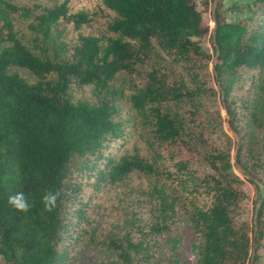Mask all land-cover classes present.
<instances>
[{
	"label": "trees",
	"instance_id": "16d2710c",
	"mask_svg": "<svg viewBox=\"0 0 264 264\" xmlns=\"http://www.w3.org/2000/svg\"><path fill=\"white\" fill-rule=\"evenodd\" d=\"M100 1L112 13L107 34L77 33L55 62L54 26L78 27L85 14L65 1L0 0L2 263L64 264L86 244L105 264H150L184 213L198 264H264V0L235 22L214 0L212 77L201 42L208 0ZM83 86L89 97L75 94ZM232 147L260 189L249 218ZM49 190L60 191L52 211L41 202ZM16 192L29 211L7 203ZM123 202L137 220L117 232L109 224L130 215Z\"/></svg>",
	"mask_w": 264,
	"mask_h": 264
},
{
	"label": "rangeland",
	"instance_id": "374dc122",
	"mask_svg": "<svg viewBox=\"0 0 264 264\" xmlns=\"http://www.w3.org/2000/svg\"><path fill=\"white\" fill-rule=\"evenodd\" d=\"M16 5H25L33 7L34 5L56 4L65 1L69 13L81 12L85 14L87 21L81 23L78 27H74L71 22L63 20L58 21L51 32L50 49L54 54L55 62L63 60L69 45L73 42L77 33L91 34L101 36L107 34L105 24L112 16V13L102 4L100 0H6ZM251 0H221L218 6L219 12L223 19L227 22H235L251 12ZM214 0H208L205 6V19L207 30L201 39L204 51L209 54L207 70L212 77V64L214 62V48L211 37L212 19L214 17ZM10 70L17 74L30 77L27 70L23 68L11 67ZM215 95V104L223 132L230 138L235 140L232 129L226 123V116L222 109L216 85L212 83ZM77 96L89 97L90 87L83 86L79 90H75ZM229 160L232 171L244 182L245 198L243 207L245 208L244 216L249 218L257 204V194L260 189L246 181V174L242 173L233 160V147L229 152ZM122 206L125 210H129L130 215L121 218L116 215L110 221L109 227L115 231L124 232L130 221L137 220V215L130 210V206ZM135 210V209H133ZM136 212V211H135ZM115 216V215H114ZM135 216V217H133ZM121 218V219H120ZM116 221V222H115ZM160 249L156 251L152 257L150 264H198L199 248L197 234L188 221V216L184 213L177 219L174 225L159 237ZM107 258L97 254L90 246L81 244L73 250L69 259L64 264H105ZM0 264L2 260L0 258Z\"/></svg>",
	"mask_w": 264,
	"mask_h": 264
},
{
	"label": "clouds",
	"instance_id": "9594fccd",
	"mask_svg": "<svg viewBox=\"0 0 264 264\" xmlns=\"http://www.w3.org/2000/svg\"><path fill=\"white\" fill-rule=\"evenodd\" d=\"M59 196V190H49L44 192L41 202L44 205L46 211H52L55 208ZM7 203L13 208L22 211L23 213L29 211L31 207L27 196L23 192H16L9 195L7 198Z\"/></svg>",
	"mask_w": 264,
	"mask_h": 264
},
{
	"label": "built area",
	"instance_id": "2783aa9c",
	"mask_svg": "<svg viewBox=\"0 0 264 264\" xmlns=\"http://www.w3.org/2000/svg\"><path fill=\"white\" fill-rule=\"evenodd\" d=\"M211 37H212V42H213V48L215 49V44L213 40V19H212Z\"/></svg>",
	"mask_w": 264,
	"mask_h": 264
}]
</instances>
